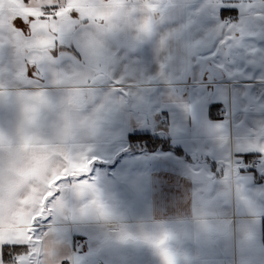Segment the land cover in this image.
<instances>
[{"label": "crops", "instance_id": "1", "mask_svg": "<svg viewBox=\"0 0 264 264\" xmlns=\"http://www.w3.org/2000/svg\"><path fill=\"white\" fill-rule=\"evenodd\" d=\"M236 4L0 0V245H27L6 264H264V158L258 153L264 152V55L237 60L231 78L211 84L209 96L228 90L253 99L248 112L234 115L209 99V118L231 120L233 129L206 126L197 151L190 139L172 134L174 116L181 117L167 104L184 102L166 95L163 84L118 94L161 62L187 65L184 94L200 95L220 29L195 40L217 21H238ZM198 15L204 16L189 33ZM16 17L30 23L27 34L13 25ZM246 28L231 31L247 35ZM239 44L237 37L231 47ZM248 44L250 52L264 49V37L251 36ZM33 66L44 83L29 79ZM125 69L128 78L113 81ZM141 87L151 89L155 113L141 108L148 103ZM135 132L161 133L180 154L131 150L128 137ZM237 153L259 155L263 164L233 171ZM93 158L92 177L76 179L92 170ZM222 168L219 179L212 175Z\"/></svg>", "mask_w": 264, "mask_h": 264}, {"label": "snow or ice", "instance_id": "2", "mask_svg": "<svg viewBox=\"0 0 264 264\" xmlns=\"http://www.w3.org/2000/svg\"><path fill=\"white\" fill-rule=\"evenodd\" d=\"M24 3H28V0H24ZM223 3V0H221V4ZM237 7L240 9V19L236 22H229V23H223L221 26V23L217 21L214 26L207 28L203 31V33L199 36V38L195 41H199L204 39L209 32L215 31L217 28L220 29L219 35L215 38V40L212 41V44L215 48L214 52V60L215 63L210 66L208 69L207 75L209 77V81L205 82L203 78L200 82V88L201 93L198 96H186L184 94V89L181 87L182 83H185L187 81V78L189 76V68L181 64H169L165 65L161 62L158 63V69L154 74H142L139 76L137 82L133 85V87L125 91L121 89L118 94L119 95H125V94H131L133 91H135L138 87V85H160L163 84L166 88V95L171 93L177 95L181 101H183V104H167V107L171 109L173 113H179L180 119L177 120L174 116L172 125H171V132L174 136L180 138V139H190L193 145V148L195 151H197L199 144L205 139V128L208 125H216V124H222L225 125L231 133L233 129L232 121L226 120V121H215L213 119H210L205 111V107L209 101V99H216L222 102L228 109L230 115H234L239 112H248L249 111V105L252 97L249 96L248 93H235L228 90L223 91L219 95L209 96L208 93L213 91L211 88V84L216 83L217 80V74H219V77L222 79L224 77L231 78L233 75V66L236 64L237 60L244 59L245 62H248L251 60V58L254 55H264V49H257L253 48V51H249V49L246 47L248 44L249 37L254 35H260L264 37V0H247V4L245 5L244 0H237ZM51 11H58L59 6L58 5H51L48 6ZM51 11L48 14H51ZM194 12H198L199 8H194ZM70 15L76 19L79 18V13L76 11H72ZM204 15H198L195 19H193L189 25V33L193 29V27L197 26L200 22V18ZM44 17H42L43 19ZM30 21H34L35 17H30ZM246 24L247 28V35L242 34L241 32H237L235 34L232 33L231 29L235 28L236 26ZM13 25L18 28L21 32H24L27 34L30 30V23L26 22L23 17H16V19L13 21ZM239 37L240 44L231 47L232 41ZM73 47V46H72ZM54 56H59V53L53 52ZM120 55V53H118ZM76 59H80V53L77 52L75 55ZM188 64V62H187ZM38 71L35 66L31 67L27 73L29 79L31 80H40L41 83L45 82V79L43 77L38 76ZM130 69H125V74L122 75L123 79L121 77L116 78V74L114 72L113 74V81L116 80V82L123 83L125 79L128 78V73ZM133 76L135 74L133 73ZM167 76L168 79H164L162 77ZM112 81V83H113ZM47 86V85H46ZM25 87H31V85H26ZM150 88L141 87L140 91L143 93V95L147 98V105L141 106V108H146L148 114L155 113L156 112V105L152 104L151 98L147 96V92L150 91ZM264 100V99H261ZM185 105L189 107H185ZM158 115V113H156ZM155 119V116H153ZM241 124V122H238L237 125ZM261 154V157L264 158V152H258ZM238 154H236V160L238 163ZM97 158H93L90 161L91 169L92 165L96 162ZM93 169L90 172H86L80 177H77L78 180H86L90 179L91 173ZM224 169L222 168V172L219 176L212 173L214 177L219 179L223 174ZM239 172L240 167H239ZM242 174V173H241ZM69 182H71L72 178H67ZM58 182V181H57ZM195 184V183H194ZM253 185V182H252ZM196 184L194 187L195 191ZM133 200H137V194L136 193H130ZM54 195H58L54 194ZM54 197H49L46 202H50ZM264 219V216L261 217ZM264 239V237H262ZM164 243L163 240L157 242V247L162 246ZM7 246L8 244L0 245V264H6L7 261L12 259L10 257L9 253L7 252ZM16 246V245H13ZM22 247H27L26 245H19ZM18 251V250H17Z\"/></svg>", "mask_w": 264, "mask_h": 264}, {"label": "trees", "instance_id": "3", "mask_svg": "<svg viewBox=\"0 0 264 264\" xmlns=\"http://www.w3.org/2000/svg\"><path fill=\"white\" fill-rule=\"evenodd\" d=\"M128 142L131 150L143 149L146 151H154V150L175 151L177 154H180V151L174 148L170 139L161 133H152V132L131 133L129 134ZM26 249L27 247H22L19 245L7 246V252L9 253L10 257L14 256V254L18 255L26 251ZM12 260L13 258L7 262H11Z\"/></svg>", "mask_w": 264, "mask_h": 264}, {"label": "built area", "instance_id": "4", "mask_svg": "<svg viewBox=\"0 0 264 264\" xmlns=\"http://www.w3.org/2000/svg\"><path fill=\"white\" fill-rule=\"evenodd\" d=\"M226 23L230 22V19L225 20ZM221 116H224L226 114V111H221L220 112ZM238 163L236 158H233L231 160V168L233 171H236L237 169L245 168V169H250V170H255L258 169L259 167L262 166L263 160L259 155L256 154H247V155H241L237 157ZM83 243H80L79 245L82 246Z\"/></svg>", "mask_w": 264, "mask_h": 264}, {"label": "water", "instance_id": "5", "mask_svg": "<svg viewBox=\"0 0 264 264\" xmlns=\"http://www.w3.org/2000/svg\"><path fill=\"white\" fill-rule=\"evenodd\" d=\"M209 68H210V67H209ZM217 77L220 78V77H219V74H217Z\"/></svg>", "mask_w": 264, "mask_h": 264}]
</instances>
